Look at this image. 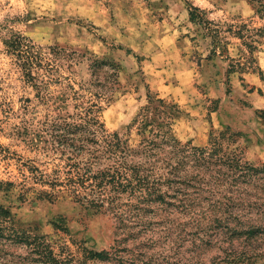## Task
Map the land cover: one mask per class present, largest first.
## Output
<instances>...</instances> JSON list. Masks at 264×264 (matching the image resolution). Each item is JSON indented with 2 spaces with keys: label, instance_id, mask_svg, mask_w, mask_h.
<instances>
[{
  "label": "clouds",
  "instance_id": "clouds-1",
  "mask_svg": "<svg viewBox=\"0 0 264 264\" xmlns=\"http://www.w3.org/2000/svg\"><path fill=\"white\" fill-rule=\"evenodd\" d=\"M0 264H264V0H0Z\"/></svg>",
  "mask_w": 264,
  "mask_h": 264
}]
</instances>
